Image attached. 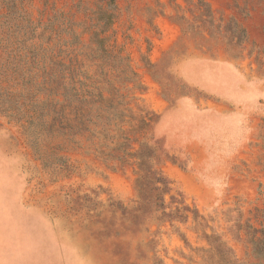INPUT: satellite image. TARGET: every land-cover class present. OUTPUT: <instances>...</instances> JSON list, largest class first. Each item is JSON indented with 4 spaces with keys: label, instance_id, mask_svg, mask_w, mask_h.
Masks as SVG:
<instances>
[{
    "label": "rangeland",
    "instance_id": "1",
    "mask_svg": "<svg viewBox=\"0 0 264 264\" xmlns=\"http://www.w3.org/2000/svg\"><path fill=\"white\" fill-rule=\"evenodd\" d=\"M0 65V264H264V0H0Z\"/></svg>",
    "mask_w": 264,
    "mask_h": 264
},
{
    "label": "trees",
    "instance_id": "2",
    "mask_svg": "<svg viewBox=\"0 0 264 264\" xmlns=\"http://www.w3.org/2000/svg\"><path fill=\"white\" fill-rule=\"evenodd\" d=\"M0 70H2V65H0ZM134 154L137 155V157L139 158L140 161H143V159H144V158H143L144 154H141V151H140V150L137 151V152H135ZM139 164L142 165V162H141V163L139 162Z\"/></svg>",
    "mask_w": 264,
    "mask_h": 264
}]
</instances>
